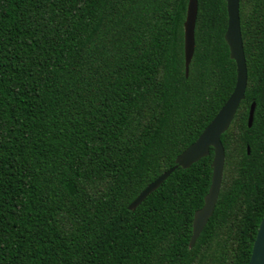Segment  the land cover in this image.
Returning a JSON list of instances; mask_svg holds the SVG:
<instances>
[{
  "label": "trees",
  "instance_id": "1",
  "mask_svg": "<svg viewBox=\"0 0 264 264\" xmlns=\"http://www.w3.org/2000/svg\"><path fill=\"white\" fill-rule=\"evenodd\" d=\"M186 3L0 0V264H247L264 211V0H238L244 96L192 248L211 148L127 210L234 85L223 0H196L184 76Z\"/></svg>",
  "mask_w": 264,
  "mask_h": 264
},
{
  "label": "water",
  "instance_id": "2",
  "mask_svg": "<svg viewBox=\"0 0 264 264\" xmlns=\"http://www.w3.org/2000/svg\"><path fill=\"white\" fill-rule=\"evenodd\" d=\"M223 2L225 4L226 26L222 38L227 47L228 58L233 61L235 66V81L233 88L225 102L195 140L174 158L173 166L163 171L154 180L148 183L127 205V210L133 211L148 194L158 188L174 169L177 167L181 169L188 168L191 164L205 157L208 154V149L211 148L210 182L203 196L202 205L192 214L191 235L188 248H192L194 241L213 212L220 188L224 160L223 148L219 137L227 129L233 119L237 106L243 99L246 85V67L239 29L238 0H223ZM195 17L196 0H187L182 22V55L185 77L187 76L188 65L194 49L193 31ZM253 108L254 104L251 103L247 114V127L251 125ZM246 153H248L247 148ZM247 264H264V211L252 241L251 252Z\"/></svg>",
  "mask_w": 264,
  "mask_h": 264
}]
</instances>
